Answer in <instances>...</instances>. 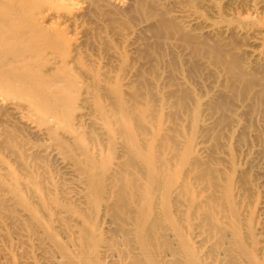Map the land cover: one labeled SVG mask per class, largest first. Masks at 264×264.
I'll list each match as a JSON object with an SVG mask.
<instances>
[{
    "label": "bare ground",
    "instance_id": "1",
    "mask_svg": "<svg viewBox=\"0 0 264 264\" xmlns=\"http://www.w3.org/2000/svg\"><path fill=\"white\" fill-rule=\"evenodd\" d=\"M216 1L0 0V264H264V0Z\"/></svg>",
    "mask_w": 264,
    "mask_h": 264
},
{
    "label": "rangeland",
    "instance_id": "2",
    "mask_svg": "<svg viewBox=\"0 0 264 264\" xmlns=\"http://www.w3.org/2000/svg\"><path fill=\"white\" fill-rule=\"evenodd\" d=\"M214 1H216V0H214ZM193 2H196L194 5H195V7L198 9V10H201V8H200V6L197 4L198 3V1H193ZM218 2V3H217ZM216 4H217V6L219 7V9H220V11H221V13H222V15H223V13H224V11H228V9H229V11L228 12H230V10L232 9V15H233V17H235V18H237V17H244V15H246L247 14V12H246V10H243L244 8H242V7H238L237 5H235V6H233V8H229L227 5V1L226 0H217L216 2H215ZM225 7V8H224ZM226 7H228V8H226ZM240 10V11H239ZM201 11H203V9L201 10ZM233 11H235V12H233ZM261 12V11H260ZM203 13H205V16L206 17H208L209 16V13H206V11L205 12H203ZM234 13V14H233ZM236 13V14H235ZM226 14L227 13H225L223 16L225 17L226 16ZM250 14H252V12L250 13ZM235 15V16H234ZM260 16V17H259ZM262 16V17H261ZM208 18H211L210 16L208 17ZM232 18V17H231ZM230 18V19H231ZM253 20L254 21H256L258 24H260V26L261 27H264V14H259L258 13V15H256V14H254L253 13ZM235 43L237 42L238 44H241V41H234ZM244 122H246L248 125H249V127L251 128V130H255V129H257V127L255 126V127H253V124H251V122L249 123V121H245L244 120ZM253 127V128H252ZM249 134H246V136H245V139H246V141L249 143V142H251L250 144H251V146H257L258 144H259V142L257 141V139L256 138H254L252 135H251V137H250V135L248 136ZM250 137V138H248V137ZM253 137V138H252ZM253 139V140H252ZM249 140H251V141H249ZM254 141H256V142H254ZM258 142V143H257ZM252 143H256L255 145L254 144H252Z\"/></svg>",
    "mask_w": 264,
    "mask_h": 264
}]
</instances>
